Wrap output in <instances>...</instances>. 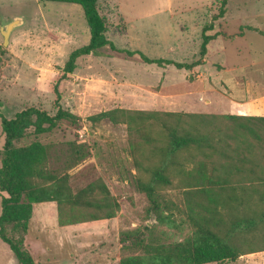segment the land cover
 I'll return each mask as SVG.
<instances>
[{
	"label": "rangeland",
	"instance_id": "1",
	"mask_svg": "<svg viewBox=\"0 0 264 264\" xmlns=\"http://www.w3.org/2000/svg\"><path fill=\"white\" fill-rule=\"evenodd\" d=\"M221 2L98 0V9L107 24L106 37L116 50L108 47L80 57L74 72L66 74L64 67L71 53L90 41L83 10L77 5L38 0H0V120L13 118L29 107L55 114L54 88L59 82V106L77 119L62 121L56 129L40 136L29 131L15 145L19 148L34 142L52 145V165L61 169L71 161L68 144L84 145L86 160L69 172L73 190L78 192L101 179L117 203L112 218L85 208L67 206L59 211L55 201L35 205L25 247L36 263L121 264L123 259L151 263L157 248L194 240L186 214L175 212L171 219L169 212H154L146 194L137 188L131 150L137 137L131 135L127 125L110 120L93 122L89 118L117 109L171 112L175 103H179L178 111L172 113L217 116L228 123L225 118L229 115H215L223 109L220 96L214 93L200 96L203 81L197 73L174 65L146 63L140 55L128 53L141 52L149 59L191 64L201 60L204 28L213 26L207 34L216 39L210 42L202 59L206 63L209 60L211 67H220L218 63L229 67L237 62L236 55L254 56L251 50L259 45L253 41L256 35L249 33L247 39L237 43L235 40L249 31L264 36V0H228L224 17L215 20L223 8ZM16 18L23 23L11 32L5 46L1 29ZM217 39H224L225 49L217 51L215 46L220 48L218 42L215 45ZM260 45L264 48V41ZM208 80L212 89L224 91L221 79L209 76ZM191 92L195 96L185 97V93ZM175 94L176 98L171 97L172 105L168 104ZM207 100L210 105L205 103ZM247 139L243 135L241 140ZM3 146L0 122V153ZM214 165L216 174L235 173L222 159L208 161L210 171ZM182 192L171 190L166 198L181 204ZM1 202L0 194V215ZM262 220L260 229L255 231L246 226L240 232L242 236L236 235V243L245 250L258 252L223 264H264V217ZM0 264H19L1 240Z\"/></svg>",
	"mask_w": 264,
	"mask_h": 264
},
{
	"label": "trees",
	"instance_id": "2",
	"mask_svg": "<svg viewBox=\"0 0 264 264\" xmlns=\"http://www.w3.org/2000/svg\"><path fill=\"white\" fill-rule=\"evenodd\" d=\"M38 1L77 5L84 12L90 41L71 53L64 67L66 74L74 72L80 57L97 54L108 47L116 50L106 37L107 24L98 9V0ZM227 1L222 0L223 8L215 20L224 17ZM212 27L204 28L201 60L191 64L149 59L141 52L128 53L140 55L146 63L190 70L202 63L208 45L216 39L207 34ZM58 84L54 88L55 114L29 107L17 112L13 118L1 117L0 120L4 134L0 153V240L9 247L19 264H38L25 247L35 205L55 201L59 211L67 206L85 208L106 218H112L117 208L109 188L101 179L78 192L73 190L69 172L86 160L84 145L68 144L71 161L63 169L52 165V145L41 142L20 148L15 145L29 131L40 136L56 129L62 121L77 119L59 106ZM89 119L127 125L131 135L137 137L131 145L137 169L136 185L146 194L151 210L169 212L171 219L175 212L184 213L194 230L191 243L157 248L151 263L123 259L121 264H223L258 252L245 250L243 245L236 243V235H243L240 233L243 227L250 226L256 231L263 223L264 117L226 116V123L217 116L202 114L117 109ZM243 135L249 139L242 141ZM220 159L235 173L216 174L217 165L210 171L208 161ZM174 189L183 191L181 204L166 198V193Z\"/></svg>",
	"mask_w": 264,
	"mask_h": 264
},
{
	"label": "crops",
	"instance_id": "3",
	"mask_svg": "<svg viewBox=\"0 0 264 264\" xmlns=\"http://www.w3.org/2000/svg\"><path fill=\"white\" fill-rule=\"evenodd\" d=\"M249 33L256 35L257 38L253 41L259 43V45H253L254 47L251 50L254 56L248 58L245 53L241 56L235 54L237 62L231 64L229 67L225 66V64L218 63L217 66L220 67L213 68L210 66L209 60H207V63L206 60H202L199 66L188 70L189 73H197L199 75V80L203 81L200 84L203 89V91L200 92L202 93L200 96H203L204 93H214L222 98L223 109L215 115L264 117V48L263 45H260L264 41V36L249 31L247 34L238 37L235 43L247 39ZM222 41H220V39L215 40V45L218 42L220 47L218 48V46H215L217 51L218 49H225L226 42H224V39H222ZM209 76H215V79H221L220 81H223V83L220 82L224 90L223 92L212 89V85L208 80ZM205 81H207V83H205ZM205 87L207 89H204ZM195 92L185 93V97H193L196 94ZM176 96V94L173 96L171 95L168 99V104H171V97L176 98ZM185 101H187L186 98ZM205 103L210 105L211 101L207 100ZM178 106H180V104L175 103L174 109L170 111L177 112ZM186 110L185 112L192 113Z\"/></svg>",
	"mask_w": 264,
	"mask_h": 264
},
{
	"label": "water",
	"instance_id": "4",
	"mask_svg": "<svg viewBox=\"0 0 264 264\" xmlns=\"http://www.w3.org/2000/svg\"><path fill=\"white\" fill-rule=\"evenodd\" d=\"M23 23V20L21 18H16L14 21L9 23L8 25L5 26V28L1 29V33L4 36V44L5 46L9 43V37L11 35V32L20 26V24Z\"/></svg>",
	"mask_w": 264,
	"mask_h": 264
}]
</instances>
